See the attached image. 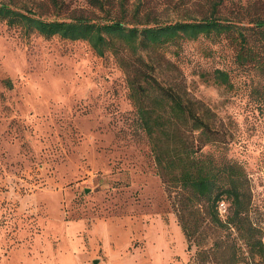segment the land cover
I'll list each match as a JSON object with an SVG mask.
<instances>
[{
    "label": "rangeland",
    "instance_id": "rangeland-1",
    "mask_svg": "<svg viewBox=\"0 0 264 264\" xmlns=\"http://www.w3.org/2000/svg\"><path fill=\"white\" fill-rule=\"evenodd\" d=\"M16 1L47 20L104 18L86 0H57L59 9ZM125 8L128 22L136 10L155 23L216 17L248 36L264 20V0H125ZM250 39L256 60L243 65L227 36L148 57L160 80L234 127L228 155L249 175L264 230V50ZM215 70L231 88L215 84ZM129 94L114 55L0 21V264H192L195 247L187 250Z\"/></svg>",
    "mask_w": 264,
    "mask_h": 264
},
{
    "label": "trees",
    "instance_id": "trees-1",
    "mask_svg": "<svg viewBox=\"0 0 264 264\" xmlns=\"http://www.w3.org/2000/svg\"><path fill=\"white\" fill-rule=\"evenodd\" d=\"M50 1L59 9L57 0ZM86 1L103 13L102 20L84 16L47 20L26 4L0 0V21L45 39L86 42L98 57L114 55L126 75L136 128L148 142L187 250L195 247L192 264H264V230L250 178L228 155L234 127L189 97L180 84L160 80L148 57L180 41L227 36L239 46L238 63H251L256 57L249 39L261 43L264 50V20L254 21L248 29L253 35L248 36L241 23L230 20L209 17L155 23L136 10L128 22L125 0ZM116 7L119 18L112 14ZM213 77L217 86L232 87L226 72L215 70Z\"/></svg>",
    "mask_w": 264,
    "mask_h": 264
},
{
    "label": "water",
    "instance_id": "water-1",
    "mask_svg": "<svg viewBox=\"0 0 264 264\" xmlns=\"http://www.w3.org/2000/svg\"><path fill=\"white\" fill-rule=\"evenodd\" d=\"M98 263V261H94V264H97Z\"/></svg>",
    "mask_w": 264,
    "mask_h": 264
}]
</instances>
